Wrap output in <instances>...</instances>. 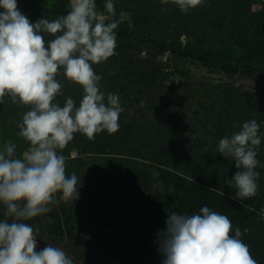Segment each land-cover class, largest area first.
Returning a JSON list of instances; mask_svg holds the SVG:
<instances>
[{
	"label": "trees",
	"instance_id": "obj_1",
	"mask_svg": "<svg viewBox=\"0 0 264 264\" xmlns=\"http://www.w3.org/2000/svg\"><path fill=\"white\" fill-rule=\"evenodd\" d=\"M112 2L115 19L120 21L114 30L117 54L92 67L102 77L101 91L118 94L123 109L140 114V118L129 119L121 113L117 132L109 135L105 131L93 140L74 133L57 153L65 157L66 176L75 172L78 177L79 199L61 201L51 206L50 212L23 222L38 231L49 228L44 233L47 237L72 239L83 221L89 226L107 227L116 220L119 227L125 228L134 226L136 219L144 222L149 217L155 220L163 216L165 222L173 212L198 214L207 206L230 219L231 235L236 227L242 233L244 228L250 229L241 240L258 264H264V220L259 215L264 208V168L256 169L260 173L257 195L239 202L230 198L235 190L225 184V179H231L237 171L235 162L218 153L219 140L238 131L245 121H264V85L255 90L241 89L234 83L207 87L201 83L194 89L198 93L196 103L190 101L192 96L187 102L195 106L197 129L203 130L204 137L189 140L191 148L185 149L188 139L181 137L186 130L180 114L183 106L163 103L162 97L155 94L163 77L160 64L141 55L151 49L159 55L167 53L198 63L222 76L247 72L264 80V4L257 0H203L202 5L185 14L175 4H162L161 0ZM70 3L48 0L42 6L31 7L36 11V21L42 17L51 21L67 15ZM95 3L107 17L106 0ZM41 35L46 46L54 39L48 33ZM59 77L57 81L67 79ZM72 83L73 89H62L53 103L63 106L71 97L79 105L83 89ZM5 100L0 104V151L9 141L28 148L30 143L17 135V125L31 106L14 104L8 97ZM149 114L153 118L144 119ZM259 135L257 159L264 164V124ZM22 152L16 149V157ZM56 195L58 198L61 194ZM138 199L139 205L134 206ZM114 201L118 208H114ZM5 212L6 206L0 203V221L6 218Z\"/></svg>",
	"mask_w": 264,
	"mask_h": 264
},
{
	"label": "clouds",
	"instance_id": "obj_2",
	"mask_svg": "<svg viewBox=\"0 0 264 264\" xmlns=\"http://www.w3.org/2000/svg\"><path fill=\"white\" fill-rule=\"evenodd\" d=\"M169 2L186 14L203 0H161ZM69 8L67 15L32 23L19 10L17 0H0V104L8 97L14 104L31 106L17 125V135L30 143L28 150L17 158V146L9 141L0 151V203L6 206V218L0 221V264H74L59 247L47 244L35 251L37 235L23 221L50 212L61 201L79 199L78 177L75 172L66 176L65 157L57 149H63L74 133L93 140L96 134L111 135L120 127L124 111L120 97L101 91L102 77L92 67L117 54L114 30L120 21L115 19V6L106 0L107 17L97 10L95 0H71ZM41 33L54 39L46 46ZM61 69L83 89L78 106L71 97L63 106L53 103L62 94L63 85L56 79ZM262 124L247 120L219 140L218 153L231 158L237 169L231 179H225L235 190L233 200L241 202L258 193L256 169L264 168L257 159ZM259 215L264 220V208ZM165 223L166 229L158 234L162 264H258L241 240L250 229L242 233L236 227L231 235L230 219L207 206L198 214L173 212Z\"/></svg>",
	"mask_w": 264,
	"mask_h": 264
},
{
	"label": "rangeland",
	"instance_id": "obj_3",
	"mask_svg": "<svg viewBox=\"0 0 264 264\" xmlns=\"http://www.w3.org/2000/svg\"><path fill=\"white\" fill-rule=\"evenodd\" d=\"M46 1L48 0H17V5L22 14L26 15L30 22L35 23L36 18L34 15L36 11L31 7V4L42 6ZM257 1L264 4V0ZM0 11H3V9H0ZM141 55L144 59L160 64L163 77L159 80L155 94L162 97L163 103H179L183 106L180 114L183 121L186 122V130L181 137L188 139L183 145L185 149L191 148L189 140L193 142L194 140H200L202 136L204 137L203 130L199 132L197 129L198 113L195 114V106L190 107L189 102H187V99L192 96L193 98H190V101L193 104L196 103L198 93L194 89H198L197 87L201 83H204L205 87L208 84L217 86L221 83H234L236 87L241 89L252 88L255 90H261L264 85L262 77L247 72H241L233 77L222 76L207 70L198 63L181 60L167 53L159 55L151 49H145ZM58 76H63L62 69L59 71ZM58 82L63 85L62 89L64 90L68 89L70 91L73 89L74 85L68 79L59 80ZM122 113L126 114L129 119L140 118V114L132 110L124 109ZM152 118L153 115L149 114L144 119L149 120ZM28 148L21 144L16 147L18 151H23L22 154ZM22 154L18 158H22ZM138 202H140V199L134 201L133 205L138 206ZM113 204L114 208L119 207L117 202ZM142 210H144L143 207ZM142 214L146 215V212ZM163 218V216H160L158 219L152 220L149 217L144 222L136 219L134 226L127 225L125 228L119 227L115 222L116 220L112 221L115 226L112 224L107 227H93L89 226L87 221H83L81 225L75 228L72 239L47 237L44 233H47L46 231L49 228L38 232L36 229L33 230L37 235V240L45 246L50 244L63 249L74 260V264H162L164 257L159 251L158 234L167 227ZM35 251L39 252L40 250Z\"/></svg>",
	"mask_w": 264,
	"mask_h": 264
},
{
	"label": "water",
	"instance_id": "obj_4",
	"mask_svg": "<svg viewBox=\"0 0 264 264\" xmlns=\"http://www.w3.org/2000/svg\"><path fill=\"white\" fill-rule=\"evenodd\" d=\"M37 240V239H36ZM46 246L39 240H37V247L35 250H42L43 248H45Z\"/></svg>",
	"mask_w": 264,
	"mask_h": 264
}]
</instances>
